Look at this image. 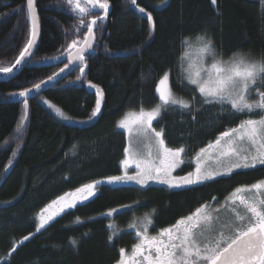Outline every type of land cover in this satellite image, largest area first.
<instances>
[{
    "label": "trees",
    "instance_id": "trees-1",
    "mask_svg": "<svg viewBox=\"0 0 264 264\" xmlns=\"http://www.w3.org/2000/svg\"><path fill=\"white\" fill-rule=\"evenodd\" d=\"M137 4L145 13L130 0H109L107 17L95 29L94 50L85 54L81 73V68L54 64L76 38L72 31L78 23L76 14L65 0H36L40 34L35 54L17 76L0 82V264H116L119 249L131 250L137 241L128 225L139 224L145 213L155 210L150 231L158 232L202 204L219 205L238 186L264 180L262 165L179 190L104 184L94 197L36 232L37 214L51 200L120 175L127 144L117 122L141 105L156 106V86L164 73H169L172 91L191 101L192 108L182 109V114L169 108L153 123L163 130L168 147L185 149L184 165L175 175L190 172L201 148L251 118L234 111L221 114L216 105L202 103L200 95L183 84L180 67L188 48L182 42L189 38L194 43L196 36H206L224 61L234 53L264 60V0H216L215 4L137 0ZM149 12L154 29L146 18ZM85 31L79 33L80 39ZM29 38L26 0H0V68L14 64ZM61 69L64 79L27 100L25 118L18 93ZM89 82L96 87L90 89ZM98 98L100 110L92 116ZM123 205L135 206L122 209ZM111 209L120 212L107 216Z\"/></svg>",
    "mask_w": 264,
    "mask_h": 264
},
{
    "label": "snow or ice",
    "instance_id": "snow-or-ice-1",
    "mask_svg": "<svg viewBox=\"0 0 264 264\" xmlns=\"http://www.w3.org/2000/svg\"><path fill=\"white\" fill-rule=\"evenodd\" d=\"M213 4L216 0H212ZM69 9L77 16L78 23L73 27L72 38L67 45L69 61H85V53L94 50L96 41L95 29L103 17L92 16L97 10L106 14L109 0H65ZM130 3L140 13L145 8L139 7L137 0ZM28 17L31 21V37L20 51L11 67L0 68V73H11L12 69L20 65L29 56L30 49L37 35V15L34 0H26ZM88 17H91L88 19ZM150 26L154 29L152 14L146 13ZM86 29L83 39L79 33ZM187 48L193 47L189 38L182 42ZM196 50L200 54L197 65L191 62L182 65V81L195 86L204 104H218L223 109L229 106L231 111L241 114L264 113V91L256 89L258 81L264 82V60H252L247 56L234 53L228 61L218 58L213 42L206 36H196ZM183 59L189 60V52L184 51ZM65 67H68L66 64ZM64 69H61L63 71ZM83 73V68L80 69ZM52 77H49L51 80ZM79 79V77H77ZM41 83H45L42 81ZM90 86L95 88V85ZM40 84L33 85L36 90ZM257 99H252L253 91ZM32 89H24L18 93L25 97V118L27 115V97ZM156 93L159 102L151 109L142 105L138 110L130 111L117 123V127L124 129L129 137L138 136L145 143L146 154L133 150L130 141L124 149L125 159L121 162L125 172L121 176H111L104 180H97L75 189L73 192L53 200L39 217L37 232L44 228L49 221L64 213L66 209H73L78 204L88 201L97 194L98 187L104 184L126 183L134 181L144 186L149 181L166 184L169 188H182L197 185L217 177L229 176L234 170L255 168L257 164L264 165V114L258 119H244L236 127L230 128L201 148L193 157L194 170L184 176H174L173 172L184 162V147H168L163 137V130L153 127L163 111L179 106L180 109L191 108V101L177 97L170 84L169 73H164L158 80ZM17 95V94H14ZM98 97L101 91L97 88ZM195 96L192 97L194 101ZM101 100L96 101L95 116L100 110ZM63 116V113L57 109ZM195 118V117H193ZM24 121L17 127L19 132ZM154 150V151H153ZM211 161L215 167L209 166ZM135 168V174H128L127 169ZM250 194V195H249ZM216 199L215 197L213 198ZM139 202H136L138 205ZM56 206V209H53ZM135 205H123L122 209H132ZM225 210L230 218H223L220 213ZM120 209H111L106 215L119 213ZM43 213H48L44 215ZM152 213H145L139 224L131 222L128 228L133 230L137 240L131 251L119 249L120 259L116 264H264V180L251 185L238 186L226 197L225 203L219 208L210 204H202L192 213L179 218L175 224L159 229L155 235L150 234L154 224ZM79 219V218H77ZM111 227V225H109ZM29 239L28 236L24 240ZM110 241L112 237H109ZM75 245L77 242L72 240Z\"/></svg>",
    "mask_w": 264,
    "mask_h": 264
},
{
    "label": "rangeland",
    "instance_id": "rangeland-1",
    "mask_svg": "<svg viewBox=\"0 0 264 264\" xmlns=\"http://www.w3.org/2000/svg\"><path fill=\"white\" fill-rule=\"evenodd\" d=\"M102 14V13H101ZM193 44V47H191V48H188L187 49V51L189 52V57H190V61L189 60H185V59H183L184 60V64L185 65H183V63L181 62V67H180V72H181V68H182V65L183 66H187L188 65V63L189 62H191L193 65H197L198 64V62L199 63H202V61H200V54L197 52V50H196V47H195V45H196V42H194V43H192ZM183 82V84L184 85H186V86H188L189 88H195V86H192V85H188V83H187V81L186 80H183L182 81ZM259 83H257V85H256V89H258L259 91H264V85H263V83H261V81H258ZM90 89H94L93 87H89ZM174 93V92H173ZM198 93V92H197ZM177 97H179V98H183L182 96H180V95H177L176 93H174ZM199 94V93H198ZM158 96V95H157ZM258 97L256 96V91L254 90L253 91V93H252V99H257ZM184 99V98H183ZM214 105H216L215 107H216V109H217V111L219 112V113H221V114H233V111H231L230 110V108H229V106H227V105H225L224 106V108L222 109L221 108V106L220 105H218V104H214ZM46 106H48V107H50V104L49 103H46ZM175 108H178V109H175V110H177V111H179V113L180 114H182L181 112V110L182 109H180L179 108V106H176ZM130 111H133V110H130ZM130 111H128V112H130ZM128 112H126V113H128ZM125 113V114H126ZM124 114V115H125ZM261 114H264V113H260L259 111H257V112H254L253 114H251V119H258L259 117H260V115ZM124 115H123V117H124ZM66 117V116H65ZM122 117V118H123ZM121 118V119H122ZM71 120V119H70ZM73 120H71V122H72ZM75 122H77L79 125L80 124H84V122H78V121H75ZM155 121H153V123H154ZM118 123V122H117ZM117 129H119L120 131H122L123 133H124V135H125V138H126V144H127V147L129 146V143H130V141H131V143H132V147H133V150H139L140 151V153L141 154H146V149H145V143L146 142H144V141H142L141 140V138L140 137H138V136H133V137H129V134L124 130V129H121V128H118L117 127ZM154 151V150H153ZM199 152V151H198ZM197 152V153H198ZM196 155V154H195ZM194 155V156H195ZM124 159H125V157H124ZM123 159V160H124ZM192 163H193V168H192V170L191 171H193L194 170V167H195V161L194 160H192ZM182 165H184V163L182 164ZM182 165L179 167V168H177L176 170H175V172H173V175L174 176H177V175H175V173H177V171L179 170L180 171V169L182 168ZM209 166L210 167H215V165L211 162V161H209ZM257 166H262L261 164H257L256 165V167ZM255 167V168H256ZM249 169H253V168H248V169H237V170H234V171H239V170H249ZM190 171V172H191ZM124 172H125V169H124V167H123V165L121 166V173H120V175L119 176H121V175H123L124 174ZM127 172H128V174H130V175H132V174H135V168H134V166L132 167V168H128L127 169ZM186 175V174H185ZM179 176H182V175H179ZM184 176V175H183ZM223 177H226V176H223ZM218 178H220V177H217V178H215V179H218ZM214 179V180H215ZM212 181V180H211ZM203 183H205V182H203ZM203 183H201V184H203ZM106 185H109V184H106ZM151 185H154V186H156V187H162V188H166V189H169V190H179V189H184V188H188V187H193V186H196V185H191V186H185V187H182V188H169L166 184H160V183H158V182H156V181H149L146 185H144V186H141V185H138V184H136L134 181H130V182H126V183H115V184H111V185H109V186H113V187H119V186H130V187H136V188H140V189H145V188H147V187H149V186H151ZM197 185H199V184H197ZM250 195V194H249ZM62 196V195H61ZM228 197V196H227ZM57 198H55V199H53V200H56ZM53 200H51L48 204H46L45 206H43L42 207V209H41V211L37 214V224H38V226H39V217H40V215L42 214V210L43 209H45L46 208V206L47 205H49ZM225 200H226V198L219 204V205H216L215 203V205L216 206H214V204H212L213 206L212 207H214V208H219L221 205H223L224 203H225ZM53 210H58V209H56V206H53V209H50L49 211H53ZM67 210H69V209H66L65 211H67ZM44 215H47L48 213H43ZM62 214V213H61ZM60 214V215H61ZM220 215L223 217V218H230V214L229 213H227L225 210H221V213H220ZM59 216V215H58ZM57 217V216H56ZM55 217V218H56ZM52 221V220H51ZM51 221H49V222H51ZM48 222V223H49ZM47 225V224H46ZM45 225V226H46ZM37 226V227H38ZM43 229V228H42ZM41 230V229H40ZM151 230V229H150ZM36 232H37V230H36ZM157 232H151L150 231V234H152V235H155ZM136 243H137V241H136ZM131 250H129V252H130Z\"/></svg>",
    "mask_w": 264,
    "mask_h": 264
},
{
    "label": "water",
    "instance_id": "water-1",
    "mask_svg": "<svg viewBox=\"0 0 264 264\" xmlns=\"http://www.w3.org/2000/svg\"><path fill=\"white\" fill-rule=\"evenodd\" d=\"M34 6H35V9H36L37 26L38 27H37V35L34 38V44H33L32 48L29 50L31 54L29 56H27L25 58V60L22 61V63L20 65H17L15 68H13L11 73H8V74L0 73V82L8 81V80L14 78L15 76H17L19 74V72L23 69V67L26 66V64L31 60V58L35 54V51H36L38 43H39V34H40V23H39L37 8H36V0H34ZM26 9H27V7H26ZM95 13H102V17L105 18V17H107L108 11H107L106 14L103 12V10H97V11H95ZM29 22H30V38H32L31 37L32 25H31L30 19H29ZM89 52H91V51H89ZM89 52H86V53H89ZM55 63H61V64L66 63V64H68V66H69L68 68L69 69H79V68H84V66H85V61L83 62V64H81L78 61L70 62L69 61V57H68V53L63 55L60 59L55 60L54 64ZM64 78H65V72H62V71L59 72L58 74L52 76L51 80H49V78H48L47 80L44 81L45 83H41L40 84L41 86H40L39 90H36L35 88H32V91L29 93V95H28V97L26 99L27 100H31V99L41 95L47 89L52 88L53 86L58 84V82L61 81ZM20 99L24 101L25 97H20Z\"/></svg>",
    "mask_w": 264,
    "mask_h": 264
}]
</instances>
